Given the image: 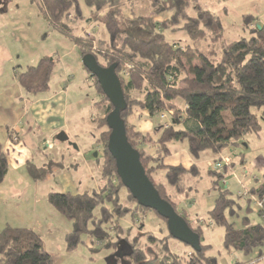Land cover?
Segmentation results:
<instances>
[{
	"label": "trees",
	"instance_id": "obj_1",
	"mask_svg": "<svg viewBox=\"0 0 264 264\" xmlns=\"http://www.w3.org/2000/svg\"><path fill=\"white\" fill-rule=\"evenodd\" d=\"M36 1L41 2L49 23L79 47L82 57L93 54L99 63L102 57L106 67L117 64V74L127 102L121 116L126 123L128 139L140 152L146 173L161 197L170 202L179 214L173 194L188 198L190 193L196 191V184L188 186L186 178L193 176L199 180L201 171L197 165L189 169L167 165L165 160L170 155L169 144L186 142L190 155L198 159L205 151L220 155L237 145L246 135L261 132L264 115V22L250 28L254 18L245 17V28L250 32V37L227 43L223 40L224 27L220 19L204 10L198 0H149L152 15L133 18H125L122 14L123 0ZM191 4L196 16L187 13ZM82 5L92 12L107 10L103 20L111 38L107 52H94L93 40L86 41L74 36L64 23L72 11L77 16L83 15ZM167 12H172V15L162 23L154 18ZM181 22L193 42L209 41L206 49H183L179 44L166 41L163 30ZM195 60L199 63L194 64ZM54 67L55 61L44 57L36 66L29 67L18 76L19 84L28 94L47 91ZM91 77L101 95L105 111L102 133L97 138L99 144L103 143L101 174L105 183L101 192L76 195L52 192L48 195L49 203L73 224V230L65 236L67 251L73 252L84 244L82 236L85 235L89 237L92 252H114L113 263L110 259L109 264H219L215 257L209 255L211 246L203 243L202 228L192 225L185 214L181 215L201 239V250L192 249L185 258L169 251L167 240L172 238L170 234L161 241L164 242L162 256L150 248H142L137 238L131 242L126 240L133 227L125 229L123 219L130 217L136 223L140 221L135 218L137 212H156L141 207L117 174L115 160L107 147L110 131L106 117L113 111V106L96 77ZM134 93L141 94L142 98ZM255 109L261 113H255ZM136 110L146 111L151 117L171 110L172 125L168 128L160 125L158 129L161 134L155 140L149 134L136 131L130 124L129 119ZM150 145L153 150L147 148ZM52 165L57 164L52 160L42 169L32 164L28 169L34 179L41 180L51 172ZM160 172L164 173L162 182L153 176ZM7 173L8 163L0 144V184ZM207 176L213 191L218 193L208 215L213 225L225 230L223 249L245 255L257 251L258 258L264 257V226L252 225L251 220L245 217L242 226L237 228L231 219L239 215L242 206L232 198L231 191L223 187L226 175L222 171L209 170ZM123 191H126L133 207L120 202ZM249 193L264 199V183ZM247 202L248 215L252 212L251 199ZM161 220L167 225L165 219ZM141 225L140 228L143 227ZM121 231L126 238L119 234ZM149 239L152 243L155 241V237ZM97 242L101 246L97 247ZM124 244L130 250L125 256L120 254ZM118 253L120 257L116 256ZM0 264H53V259L35 231L26 227L6 226L0 232Z\"/></svg>",
	"mask_w": 264,
	"mask_h": 264
},
{
	"label": "rangeland",
	"instance_id": "obj_2",
	"mask_svg": "<svg viewBox=\"0 0 264 264\" xmlns=\"http://www.w3.org/2000/svg\"><path fill=\"white\" fill-rule=\"evenodd\" d=\"M198 2L204 10L211 12L220 19L224 27L223 40L227 43L250 37V32L245 28V17L254 15L264 22V0H198ZM150 4L149 0H123L121 12L125 18L152 15ZM193 7L194 5L191 4L187 10L189 16L197 15ZM82 9L83 15L77 16L72 11L71 15L64 20V23L74 36L85 38L86 41L93 40L94 52H107V48L111 43L110 35L103 23L107 10L99 13L92 12L85 5H82ZM171 15L172 12H167L161 16L155 15L154 18L162 23L168 20ZM253 26L255 25L252 24L250 28ZM163 34L166 41L179 44L183 49L198 47L199 50H204L209 44V41L197 44L193 42L186 33L183 22L177 26H169L166 30H163ZM10 52L14 56V63L19 71L39 63L41 57L52 58L55 61L51 77L52 90L57 91L58 88H65L66 85L69 87V110L67 114L69 129L66 132L69 131L73 135H77L76 144L78 147L75 149L74 146L70 148L67 144L65 146L63 144L64 148H62L58 144L57 138H51L45 146H40V151L35 157V163L40 164L39 159H45L47 155L50 159L54 158V153H56V160L61 162L63 158V165L70 171L72 170L71 173L66 174V177L70 175L69 180L75 182L78 191L101 192L105 183L101 174L103 143L100 142L99 144L97 138L102 133V120L105 117V111L96 84L90 72L83 66L79 47L68 40L61 30L49 23L41 2L36 0H0V54L3 56ZM100 63L106 67V61L102 57H100ZM193 63L198 64L199 62L195 60ZM134 94L138 98H142L141 94ZM182 105L181 102V108ZM136 111L140 112L142 110ZM254 112L261 113L256 109ZM172 114L170 110L154 117V127L159 128L161 125L157 123L159 120L169 122ZM142 120L141 117L137 119L138 122ZM158 132L161 131L158 129ZM78 148L79 152L77 151ZM62 151L64 152L63 157H61ZM99 157L100 160H97ZM89 163L93 164V169L89 168ZM54 166L56 165H52V167ZM60 174L53 173L49 180L37 183L31 180L26 169L13 172L10 181L14 186H11L13 190L9 194L13 198L9 200L5 207H0V232L7 226L8 222L14 226H23L20 220L24 216L27 218L32 215L38 218L43 215V218H45H39L38 220L39 227H41L40 231L43 233V239L48 241L47 248L50 252H53V264H109L106 261L108 252L105 250L97 253L92 252L89 237L85 235L82 236L84 244H80L73 252H68L66 246L65 249L61 246V250L58 248L60 233L64 229L66 230L68 226L71 229L73 228L72 222L63 218L48 201L50 193H60L62 190L63 178ZM158 175L159 173L153 175L157 181L162 179ZM23 176H28V178ZM230 180L229 178L228 182ZM205 186L206 183L199 184L198 190L202 193L206 189ZM229 190L232 192L233 197L237 198V185L235 182H230ZM212 192L215 193V191ZM203 194L207 196V192L204 191ZM120 202L124 206H130L128 204H131V202L128 200L126 191L122 192ZM131 207H133V204H131ZM245 208L243 205L239 215L231 219V222H234L237 228L242 226L243 218L248 217L250 220L257 218L252 212L247 215ZM207 211L206 208H202V213L205 212L206 221L203 227V243L211 246L209 255L215 257L219 264H264V257L258 258L257 251L247 255L238 251H225L223 249L225 230L223 227H210L207 225L209 219ZM137 213L135 218H138L139 222H132L130 217L122 220L125 229H128L129 226L133 227L126 240L131 242L137 238L142 248H150L152 252L162 256L164 254V242L161 241L169 234L166 223L152 211ZM59 220H64L65 224H60ZM33 224L37 226V222L34 221ZM140 224H142V228H140ZM119 234L126 238L125 233L122 231ZM149 237H155V241L152 243ZM167 242L170 252L178 254L182 258L189 256L188 253L191 250L188 245L174 238H168ZM96 246H101V243L97 242ZM109 253L114 254V252Z\"/></svg>",
	"mask_w": 264,
	"mask_h": 264
},
{
	"label": "crops",
	"instance_id": "obj_3",
	"mask_svg": "<svg viewBox=\"0 0 264 264\" xmlns=\"http://www.w3.org/2000/svg\"><path fill=\"white\" fill-rule=\"evenodd\" d=\"M252 16L254 18V25L262 23L263 20L259 17ZM67 39L70 40L68 37ZM13 57L14 56H12L11 52L6 55L4 54L3 56L0 54V144L8 163V173L5 176L4 181L0 184V207H5V205L9 203V200L13 198L12 196H9L10 191L13 190V187H11L13 184L12 181H10V179L12 180L11 174L22 169H26L31 180H34L37 183L49 180L53 173H61L60 175H62L63 184L60 193L76 195L80 194V192H89L78 191L75 182L69 180L70 175L66 177V174L71 173L72 170L70 171L65 165H59L60 162L56 160L55 157L56 153H54V158L52 157L50 159L47 155L45 159H39L38 162H40V164L35 163V157L40 151V146H45L51 138L56 139L61 132L65 131L70 142L74 144L77 143V135L75 136L69 131L66 132L69 129L67 126L69 87L66 85L65 88H58L57 91H53L51 88L52 80H50L49 89L47 91L39 94H28L19 84L18 76L24 73L29 67L36 66L38 63L26 67L23 71H19L16 69ZM42 58L44 57H41V59ZM138 117H141L143 120L138 122ZM154 119L155 118L151 117L146 111H136L129 119V122L136 131L149 134L153 136L154 139H158L161 132H158V128L154 127ZM157 123L165 126V128L166 126L170 127L172 125V118L169 122L159 120ZM261 126L262 130L259 134L251 133L246 135L237 143V145L224 150L220 155L205 151L201 154L200 158L194 159L188 151L186 142H172L169 144L170 155L165 160L167 165L182 166L186 169H189L193 165H197L201 171L199 180L193 176H188L186 178L188 186L196 184V191L190 193L188 198L180 195L177 196L176 194H173L172 196L178 203L179 212L185 214L192 225L202 228L203 231L206 221L204 215L205 212L202 213V208H206L210 211L218 197L217 192H215L216 194L212 192V184L207 173L209 170H218L226 175V179L223 182L225 188L229 190L230 182H235L237 185V198H234L233 196L232 198L238 200L242 209L244 205L246 211L249 205L247 201L251 199L252 213L257 217L256 219L251 220L252 225L261 224L264 226V217L257 213V207L255 205V199L258 197L249 193L250 190L257 188L264 183V115L261 121ZM58 144L61 145L62 148H64L62 146L63 144L64 146L67 144L70 148H73L69 142L58 141ZM147 148L153 150L151 145L147 146ZM77 151L79 152V148ZM63 153L64 152L62 151L61 157L64 156L62 155ZM52 160L57 165L52 167L51 172L48 173L46 177L41 180H36L31 176L28 169L30 164L38 169H42L47 167V164ZM62 161H64L63 158ZM62 161L61 163H63ZM88 165L90 169L94 168L92 163H89ZM218 165L219 167H217ZM158 177H162V179H159V182H162L164 173L160 172ZM24 178H28V176ZM229 178L231 179L230 182H228ZM98 183L100 184L99 179ZM203 183H206V189L204 191L207 192V196L203 194L204 191L201 193V191L198 190L199 184ZM242 195H247V197H242ZM203 203L205 204L203 205ZM208 211L206 212L207 214ZM39 218L44 219L45 217L43 218V215L38 218L33 217L32 215H29L27 218L24 216L20 220L23 226H14L11 225L10 222H8L7 226L26 227L35 231L41 237L45 249L51 254V256H53V252H50L47 248L48 241L43 239V233L40 231L41 227H39ZM208 218L207 225L210 227L215 226L209 215ZM34 221L37 222V226H35V224L32 225V222ZM59 223L65 224L64 220H59ZM72 229L68 226L66 227V230L64 229L60 233V242L57 244L60 250L61 246L65 249V236L70 233ZM52 242H50L51 246H53ZM190 250L192 251V248H190ZM129 251V246L124 244L120 250V254L125 256L129 254ZM191 251L188 254H190ZM120 254L118 253L116 256L120 257ZM114 256L115 255L108 252L106 261L110 262V259L114 258Z\"/></svg>",
	"mask_w": 264,
	"mask_h": 264
},
{
	"label": "water",
	"instance_id": "obj_4",
	"mask_svg": "<svg viewBox=\"0 0 264 264\" xmlns=\"http://www.w3.org/2000/svg\"><path fill=\"white\" fill-rule=\"evenodd\" d=\"M82 63L90 74L96 77L104 95L113 106V111L106 117L110 131L107 147L115 160L117 174L122 184L141 207L155 211L166 220L168 232L172 238L188 245L194 251H200L199 234L192 230L170 202L161 197L146 173L140 152L132 146L128 139L126 123L121 116L122 111L127 108V102L120 77L117 74V64L104 67L93 54L82 57ZM56 138L60 142H69L77 149L76 144L70 142L64 132L58 134Z\"/></svg>",
	"mask_w": 264,
	"mask_h": 264
},
{
	"label": "built area",
	"instance_id": "obj_5",
	"mask_svg": "<svg viewBox=\"0 0 264 264\" xmlns=\"http://www.w3.org/2000/svg\"><path fill=\"white\" fill-rule=\"evenodd\" d=\"M219 167V165L217 166ZM242 197H247V195H242ZM255 205L257 207V213L264 217V199H255Z\"/></svg>",
	"mask_w": 264,
	"mask_h": 264
}]
</instances>
